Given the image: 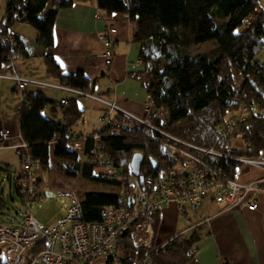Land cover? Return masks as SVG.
Wrapping results in <instances>:
<instances>
[{
  "label": "trees",
  "instance_id": "obj_1",
  "mask_svg": "<svg viewBox=\"0 0 264 264\" xmlns=\"http://www.w3.org/2000/svg\"><path fill=\"white\" fill-rule=\"evenodd\" d=\"M83 1L86 0H52L53 8L42 15L49 0H3L0 73L18 56L29 57L16 36L13 48L4 41L14 24L29 25L38 33L36 43L51 48L57 11ZM97 6L106 17L122 14L135 24L132 41L139 46V62L144 67L140 79L149 97L151 113L146 118L151 125L182 141L210 148L214 142L219 143L215 140L216 129L230 114L242 106L264 110V64L255 61L264 47V11L259 0H97ZM253 16L258 17L257 21L246 27L245 20ZM207 42H213L216 48L206 54H188L191 47ZM45 61L49 74L65 87L88 93L90 83L81 72L62 75L51 57H45ZM15 91L18 93L16 86ZM53 106L41 92L25 93L18 109L19 135L44 176L54 160L70 167L71 176L79 173L91 183L116 188L117 181L104 177L96 160H86L91 157L92 142L84 143L79 154L67 149V133L82 115L76 102L60 104L64 125L44 116V111ZM161 111L169 121H162ZM101 133L100 144L123 174H127V165L137 152L144 157L140 167L144 178H158L174 167L162 147L165 139L141 125L133 124L131 131L107 127ZM232 136L252 148V157L264 156V118H248ZM16 152L21 161L24 152ZM148 159L156 162L155 170ZM206 162L230 177L236 175V164L214 157H207ZM16 191L20 195L17 188ZM81 203L83 221L93 223L99 221L105 207L116 205L117 199L113 192L87 193ZM158 214L153 215L154 231ZM204 225L189 237L168 241L152 255L151 264H190L193 257L187 253L196 246ZM118 250L121 264H134L142 255L134 253L125 235L119 239Z\"/></svg>",
  "mask_w": 264,
  "mask_h": 264
},
{
  "label": "built area",
  "instance_id": "obj_2",
  "mask_svg": "<svg viewBox=\"0 0 264 264\" xmlns=\"http://www.w3.org/2000/svg\"><path fill=\"white\" fill-rule=\"evenodd\" d=\"M128 19V17L126 16ZM258 17L245 20L249 27ZM129 20V19H128ZM117 31L109 28L102 36V58L108 71L114 62V36ZM15 33L10 31L4 41L10 48L15 46ZM7 67H12L10 63ZM0 78L14 82L22 101L25 98L24 88L27 84L43 88L70 92L75 96L85 97L104 107L103 116L99 118V130L93 134L79 135L71 131L67 133L69 144L67 149L74 154L82 153L84 143L92 142L91 157L88 161L98 163L102 175L117 181L118 186L112 190L117 199L116 205L105 207L100 212L99 221L85 223L83 221L81 198L76 191L53 188L54 192L45 191L49 198L58 197L68 203L63 216L58 217L52 225L45 226L30 212V204L37 201L43 192L44 174L39 165L28 155V145L18 134L11 135L7 128L0 129V149L9 148L24 152L20 167L15 170L16 187L19 190L25 208L22 220L16 227L0 224V258L1 264H121L118 254V243L125 235L131 249L136 254L142 253L134 264H151V257L161 248H154L155 231L153 215L164 208L175 205L181 214L200 209L206 200L212 201L230 211L244 207L255 211L258 207V196L264 191V156L252 157V148L242 142L233 146L239 154H221L213 147L204 148L173 137L151 125L146 116L150 115V104H145L144 117L135 116L118 105L115 101L63 87L55 82L21 78L4 75ZM67 100L61 101L66 105ZM264 118V110L257 106H242L230 114L216 129V142L227 141L240 124L248 118ZM59 123L64 125L62 118ZM141 125L163 137L162 144L167 158L174 167L158 178L133 176L127 165V174L114 167L109 155L100 144L102 131L107 128L122 127L131 131L132 125ZM153 140L156 137L153 136ZM141 154V153H140ZM142 155V154H141ZM143 156V155H142ZM207 157L223 159L243 167H250L261 172L254 181L242 182L238 176L229 174L206 162ZM142 177V183L139 179ZM47 186V185H46ZM204 217L192 225V229L210 221ZM182 235H174L169 241ZM195 247L187 253L193 257ZM217 264H225L220 261Z\"/></svg>",
  "mask_w": 264,
  "mask_h": 264
},
{
  "label": "crops",
  "instance_id": "obj_3",
  "mask_svg": "<svg viewBox=\"0 0 264 264\" xmlns=\"http://www.w3.org/2000/svg\"><path fill=\"white\" fill-rule=\"evenodd\" d=\"M51 1L49 0L42 15L53 8ZM112 27L117 31L114 36V62L107 71L102 58V36ZM12 30L24 45L29 57L18 56L12 62V67H6L1 74H16L21 78L55 82L65 87L48 72L45 57H51L62 75L81 72L90 83L88 94L115 101L116 105L135 116H145L144 107L149 103V97L140 79L144 75V67L139 62V46L132 41L135 24L125 15L113 14L106 17L105 12L98 8L97 0L76 2L69 9L58 10L51 48H43L37 44V31L25 23L14 24ZM5 89L11 90V99L16 106L18 93L15 91L14 82L0 78V94ZM24 92H41L51 100L55 106L48 107V116L43 114L55 122L64 118V110L60 106L63 100H74L82 111L77 123L84 116L86 104L82 101L85 97L32 84H27ZM55 101H59V104ZM99 118L98 114L95 118L97 124L92 130H82L81 133H96L100 127ZM85 121H81V129L84 128ZM2 127L9 130L10 123L5 119ZM72 127L70 130L76 134ZM256 171L258 173L254 178L244 182L259 178L261 172ZM46 185H49L48 182ZM191 214L184 216L175 205L164 208L157 216L153 247L163 248L181 231L178 229L179 217L190 221L191 218L200 220L209 216L211 219L201 229L190 264H217L220 261L225 264H264V191L258 196V207L255 211H248L244 207L225 211L220 205L206 200L200 209ZM153 220L155 224V217ZM7 222L13 223V220L7 219Z\"/></svg>",
  "mask_w": 264,
  "mask_h": 264
},
{
  "label": "rangeland",
  "instance_id": "obj_4",
  "mask_svg": "<svg viewBox=\"0 0 264 264\" xmlns=\"http://www.w3.org/2000/svg\"><path fill=\"white\" fill-rule=\"evenodd\" d=\"M259 3L264 11V0H259ZM5 4L3 0H0V20L4 15ZM264 45V36L262 38ZM216 46L213 42H207L201 45L193 46L188 50V54H206L209 51L215 49ZM256 62L264 64V47L258 52ZM48 91V90H47ZM49 92V91H48ZM66 94V93H64ZM17 103L11 99V90H3L0 94V129L2 127V122L6 121L10 123V132L13 137L18 135V109L22 102L20 94L16 95ZM57 105L59 104V101ZM85 105V113L82 120L85 121L84 128H82L83 122L79 121L73 125V130L76 134H82V130H92L93 126H96V117L103 116L104 107L97 102L85 98L82 101ZM83 104L81 106H83ZM55 106V104H54ZM97 106V107H96ZM160 117L162 121H169L168 115L161 111ZM46 116L49 115V108L44 112ZM168 134V133H167ZM82 135H85L83 133ZM242 142L238 137L232 136L227 141L215 143L212 147L221 154H228L230 151H234L233 146ZM243 143V142H242ZM82 160V158H81ZM83 161V160H82ZM82 163V162H81ZM236 176L242 182L248 181L254 178V175L258 172L250 167H243L236 164ZM20 167L18 155L15 149L2 148L0 149V224H10L12 227H16L22 220V214L25 210L20 195L16 191V173L15 170ZM66 165H59L56 161H52L47 173L44 177L43 192L40 198L30 204L31 214L43 225L49 226L54 223V221L64 215L65 209L68 205L65 199L58 197H47L44 193L45 191L54 192L53 188H62L74 190L80 198L87 193H103L110 194L112 192L110 187L91 183L81 177L79 173L71 176L69 169ZM41 169V168H40ZM68 170V172H67ZM48 182L49 185L46 186ZM50 187V188H49ZM52 188V189H51ZM188 213H193V211L188 210ZM192 215V214H191ZM7 219H12L13 223H8ZM197 222L196 219L191 218L190 221L185 220L183 217H179L178 229L181 230L177 232V235H182L183 237H189L193 229L191 228ZM188 228V229H187Z\"/></svg>",
  "mask_w": 264,
  "mask_h": 264
},
{
  "label": "water",
  "instance_id": "obj_5",
  "mask_svg": "<svg viewBox=\"0 0 264 264\" xmlns=\"http://www.w3.org/2000/svg\"><path fill=\"white\" fill-rule=\"evenodd\" d=\"M144 160V157L140 154V153H134L130 159V164H129V167L131 169V172H132V175L133 176H139V173H140V167H141V164ZM149 163L152 165L153 167V170L156 169L157 167V164L154 160L152 159H148ZM141 183H142V177H139Z\"/></svg>",
  "mask_w": 264,
  "mask_h": 264
}]
</instances>
